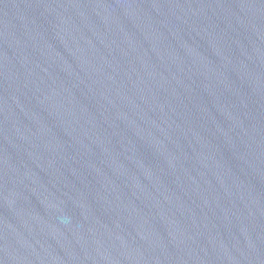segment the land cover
Masks as SVG:
<instances>
[{
    "label": "water",
    "instance_id": "water-1",
    "mask_svg": "<svg viewBox=\"0 0 264 264\" xmlns=\"http://www.w3.org/2000/svg\"><path fill=\"white\" fill-rule=\"evenodd\" d=\"M0 264H264V0H0Z\"/></svg>",
    "mask_w": 264,
    "mask_h": 264
}]
</instances>
